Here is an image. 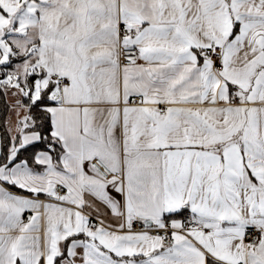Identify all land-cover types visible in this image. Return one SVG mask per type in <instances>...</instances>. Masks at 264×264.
Returning <instances> with one entry per match:
<instances>
[{"label": "snow or ice", "instance_id": "snow-or-ice-1", "mask_svg": "<svg viewBox=\"0 0 264 264\" xmlns=\"http://www.w3.org/2000/svg\"><path fill=\"white\" fill-rule=\"evenodd\" d=\"M0 264H264V0H0Z\"/></svg>", "mask_w": 264, "mask_h": 264}]
</instances>
